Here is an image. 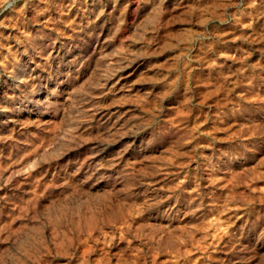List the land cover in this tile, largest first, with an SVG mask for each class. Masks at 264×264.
Listing matches in <instances>:
<instances>
[{
  "label": "rangeland",
  "instance_id": "374dc122",
  "mask_svg": "<svg viewBox=\"0 0 264 264\" xmlns=\"http://www.w3.org/2000/svg\"><path fill=\"white\" fill-rule=\"evenodd\" d=\"M0 264H264V0H0Z\"/></svg>",
  "mask_w": 264,
  "mask_h": 264
}]
</instances>
